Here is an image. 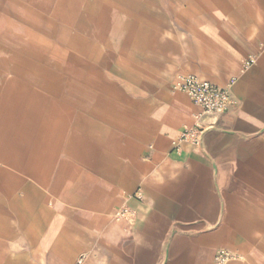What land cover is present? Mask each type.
<instances>
[{
  "label": "crops",
  "instance_id": "1",
  "mask_svg": "<svg viewBox=\"0 0 264 264\" xmlns=\"http://www.w3.org/2000/svg\"><path fill=\"white\" fill-rule=\"evenodd\" d=\"M221 252L264 264V0H0V264Z\"/></svg>",
  "mask_w": 264,
  "mask_h": 264
},
{
  "label": "built area",
  "instance_id": "2",
  "mask_svg": "<svg viewBox=\"0 0 264 264\" xmlns=\"http://www.w3.org/2000/svg\"><path fill=\"white\" fill-rule=\"evenodd\" d=\"M173 88L185 94L200 109L202 115L211 117L220 116L228 110L231 104L227 89L217 87L192 74L177 76L173 83ZM203 133L204 129L195 124L182 133L179 141L199 147ZM126 214L125 210L118 211L116 218H123ZM228 259V255L221 252L217 257V264H226Z\"/></svg>",
  "mask_w": 264,
  "mask_h": 264
}]
</instances>
